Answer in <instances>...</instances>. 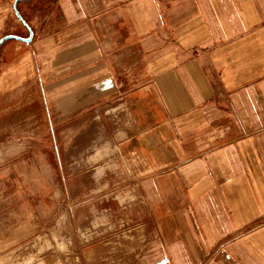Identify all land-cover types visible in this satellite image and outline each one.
<instances>
[{
    "label": "crops",
    "instance_id": "obj_1",
    "mask_svg": "<svg viewBox=\"0 0 264 264\" xmlns=\"http://www.w3.org/2000/svg\"><path fill=\"white\" fill-rule=\"evenodd\" d=\"M14 2L0 0V28L12 15V34L28 37ZM18 8L34 36L1 46L3 114L26 110L37 130H51L57 110L67 117L86 98L138 101L107 112L143 129L123 155L129 195L146 206L118 210L148 231L139 264H264V0Z\"/></svg>",
    "mask_w": 264,
    "mask_h": 264
},
{
    "label": "rangeland",
    "instance_id": "obj_2",
    "mask_svg": "<svg viewBox=\"0 0 264 264\" xmlns=\"http://www.w3.org/2000/svg\"><path fill=\"white\" fill-rule=\"evenodd\" d=\"M34 12L38 30L42 13ZM11 21L12 15L0 37L14 32ZM51 101L58 107V97ZM80 102L67 117L55 110L51 130H37L26 110L15 116L0 110V264H139L148 231L121 221L118 210L146 206L129 195L136 188L123 155L143 129L107 112L120 103L133 110L138 101Z\"/></svg>",
    "mask_w": 264,
    "mask_h": 264
},
{
    "label": "water",
    "instance_id": "obj_3",
    "mask_svg": "<svg viewBox=\"0 0 264 264\" xmlns=\"http://www.w3.org/2000/svg\"><path fill=\"white\" fill-rule=\"evenodd\" d=\"M20 1H27V0H15L14 4H13V8L15 11L16 16L19 18V20L23 23V25L28 29L29 31V36L28 37H21L18 35H14V34H8L5 35L4 37H2L0 39V50H1V46L4 42L8 41V40H19V41H23V42H31L34 36V31L32 29V27L29 25V23L26 21V19L23 17V15L21 14L19 8H18V3Z\"/></svg>",
    "mask_w": 264,
    "mask_h": 264
}]
</instances>
